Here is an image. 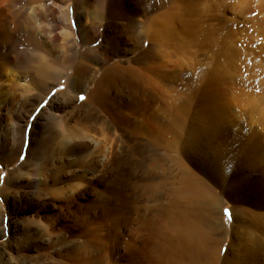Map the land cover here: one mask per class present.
<instances>
[{
  "label": "rangeland",
  "instance_id": "1",
  "mask_svg": "<svg viewBox=\"0 0 264 264\" xmlns=\"http://www.w3.org/2000/svg\"><path fill=\"white\" fill-rule=\"evenodd\" d=\"M55 2L58 32L71 31L74 40L81 39L74 32L76 12L84 15L85 27L98 29V36L90 32L88 44L70 50L63 70L74 76V65L84 62L87 68L81 74L90 91L100 71L115 67L103 115L116 127L108 131L88 119L83 108L89 100L85 90L75 92V102L65 105L67 77L57 79L46 96L34 87L29 66L24 72H2L0 264H77L78 256L93 258L86 264L143 262L145 258L130 242L136 239L146 249L151 234L142 229L143 221L156 224L174 206L185 212L184 217L194 215L196 229L208 236L216 250L215 264L233 261L231 244H240L233 237L234 204L245 208L243 217L248 221L264 214L260 202L264 192V0H183L179 8L172 7L175 0H92L87 6L77 5L76 0ZM161 5L175 18L179 32L151 39L143 29L145 8ZM27 8L30 12L32 5ZM93 10L94 20L87 16ZM62 11L70 13L66 20ZM11 22L9 29L17 32L19 22L14 18ZM107 23L111 30L106 29ZM21 30L16 33L17 43L26 47L25 27ZM100 45L112 54L100 63L76 55ZM125 68L129 70L124 72ZM131 68L143 74V82L131 74ZM11 88L15 96L6 93ZM175 113L181 126L167 129L160 142L136 129L147 114L153 124ZM193 113L198 114L195 125L191 124ZM60 134L68 137L71 146L76 142L85 148L79 153H57V142L64 136ZM192 146L199 149V157L189 152ZM242 148H255L258 158H248L239 151ZM221 150L233 154L236 163L242 160L225 169L223 182L204 160ZM153 155L160 161L149 167ZM124 158L142 166L137 178L129 179L122 166ZM187 171L194 172L203 185L210 183L217 198L189 185ZM234 177L243 179L249 195L227 189ZM256 232L263 234L259 227ZM261 239L264 243V235ZM258 259L264 261V251ZM244 261L241 264H251L250 259Z\"/></svg>",
  "mask_w": 264,
  "mask_h": 264
},
{
  "label": "bare ground",
  "instance_id": "2",
  "mask_svg": "<svg viewBox=\"0 0 264 264\" xmlns=\"http://www.w3.org/2000/svg\"><path fill=\"white\" fill-rule=\"evenodd\" d=\"M91 1L92 0H76L77 5H86V6L89 5ZM182 3H183V0H175V2L172 4L173 5L172 7L179 8L181 7ZM30 4L32 5V9H30L31 11L29 12L27 10L28 9L27 5H30ZM27 5L24 4V0H0V76H2V72H4L5 70H6L5 72L11 71V73L14 72L15 70H23L24 72L26 71L24 69H27L29 66L31 68L30 74H32V76L31 75L30 76L32 77V83L34 87L36 89H39L46 96L48 94V91L51 90L50 89L51 85L57 79L67 77L69 85H68L67 91L64 92V94L67 96V100L66 98H64L65 105L73 104L75 102V99H74L75 92L80 91V90H85L88 95L87 99L89 100L86 104H84L83 108L86 109V116L88 117V119L94 120L96 122H100L103 128L107 129L108 131L115 128L116 126L113 120L112 119L109 120L103 115L104 110L106 108L108 109V106H109V105L107 106L106 104L107 101L105 102L104 97H106V93H108L107 89L112 87V84L110 83V75L113 72V70H115V67H110V68L106 67L103 70V72L100 71V73L92 79L94 83V87L92 89L90 88V91L86 90V87H85L86 82L84 81H87V78H85L86 76H84L85 74H81L87 68L84 62L78 61V64L74 65L76 66L75 74H73L74 76L70 75L69 73L67 74L63 70L66 68V66H63L64 63H67V59L71 58L70 50H72V48L76 45L88 44V41H90V32L93 31V36H96L98 33V29L94 27H91L90 29L85 27L84 22L82 21V18L84 17V15L78 14L79 12H76L75 16H76L77 22L74 28V32H78V34L81 36V39L74 40L75 38L71 31H70L71 33L68 31H63L61 33L58 32L60 28L59 27L60 24L57 21L58 19L56 18L58 9L56 8L55 0H28ZM7 11L9 13H7ZM145 11H147L148 15L143 25V29L146 34H148L149 36L151 35L150 36L151 39H153L154 37H160V36L161 38H167L168 36L171 37V35H174L175 33L179 32V30L174 26L175 18L171 16L170 13H167V10H164V7L162 5L155 6L152 9L150 7L149 8L146 7ZM170 11L172 12V10ZM95 12L94 10L92 12L89 11V14L87 16H90L94 20L96 18V15H94ZM69 14H70L69 12L62 11L63 20H66ZM40 15L43 18L42 23L38 21V16ZM12 18H14L15 21L19 22V25H17L18 26L17 32L23 29V27H25V31L27 35V46L26 47L22 46V44L20 43H17V36H16L17 32L11 31L9 29L10 25L12 24L11 22ZM92 24H94V22ZM109 24L111 23L109 22ZM109 24L108 23L106 24V29L111 28ZM117 24L115 23V26ZM190 24H192V22ZM69 26H72V25L70 24ZM67 28L69 29L68 25H67ZM21 33L24 34L23 31ZM70 38L71 39L73 38V40H71ZM120 42L121 40L118 41V44ZM109 53L110 51L108 50V47L102 48L100 45L96 48L94 47V48L89 49V51L86 53L79 51V53H76V55H79V57H83L84 55H85L84 57L90 56L94 60L93 62L100 63L101 61H104L109 56ZM120 67H123V65ZM131 69L133 70V68ZM128 70L129 69L125 68L124 72H127ZM134 73L136 74L134 75V77L138 78L140 82H143L144 80L143 74L140 73V75H138L139 74L138 70L137 71L133 70L131 74L133 75ZM12 87L17 88L16 83L15 84L13 83ZM11 90L13 89L12 88L9 89L8 92L6 93L14 95ZM197 116H198L197 113L192 114L191 124L195 125V122H197ZM150 117L152 116H148L147 114V116L144 119L142 118L143 120L140 121L139 124L136 125V129L145 131L146 133H148L149 139L154 138L156 141H159V142L162 141V137H164V134L166 133L167 129H171V128L176 129L179 126H181V123H182L181 118L179 117V113H175L173 115L167 114L164 120L161 119L160 121L154 122L153 124L151 123L152 118ZM2 121H3V114L1 113L0 114V124H2ZM94 129H98V128H94ZM70 131H73V130L70 129ZM64 132H67V130H65ZM189 135L191 134H188L187 136ZM196 138H197V135H195L193 140ZM68 140H69L68 137L64 135L63 138L57 142L58 151H59L57 153H60L61 155L67 152L68 153H74V152L79 153L85 148L83 144L76 143V142L73 144V146H71ZM189 140H190V136H189ZM190 141L189 143H192ZM48 142L51 143L52 140H48ZM185 143H188V140L185 141ZM196 147L197 146H192L190 147L191 149L189 148L190 150L187 147H185V149L183 150L187 149L194 156L196 155L198 156L200 151ZM253 149L249 151L250 149L242 148V149H239V151H241L242 153V150H243V152L246 153L248 158H250V155H253L254 156L253 158H258L257 155H259V153L256 155L255 152L257 151L253 152ZM49 152L54 153L52 149L51 150L49 149ZM142 153H145L144 150L142 151ZM151 153L154 154L153 151ZM202 153H203V150H202ZM46 154H48V152ZM205 154L207 155L206 152ZM210 155L211 154H209V156L207 155L208 157L204 159L206 160L205 164H208L211 168L213 167L214 170H217L219 172L218 177H220L221 182L226 180L225 179V176H226L225 169L227 170L229 165H232V166L233 164L240 165L242 161L240 157L238 158V161H237L238 163H236V161L234 160L233 154H231L230 152L223 151V150L219 151L216 157L212 158ZM153 157H154L153 160L151 159L152 160L151 164H148L149 167L156 165L160 161L158 156L153 155ZM122 166L125 169V172L128 171L129 179L131 180L135 179V177L137 178L139 171L142 170L141 165H134L131 162V160H129L128 158L123 159ZM60 170H61V167H60ZM186 176H187L186 180L188 184L189 185L191 184V186H193L194 189L197 188L198 190L199 188L201 190V193L202 192L205 193L204 196L206 197L209 196L211 198L214 197V199L217 198V196L215 195L214 191L211 188V185H209L210 183L203 185L202 181L199 180L198 176L194 172L192 173V172L187 171ZM242 181L243 179L234 177L233 180L228 181V184L226 187L229 190L233 189L234 192L239 195L240 193H243L244 195H249L250 193L249 194L247 193L248 191L247 187L243 185ZM188 190H190V188ZM222 192L224 194L226 190L223 189ZM198 193H200V191ZM262 193H263L262 198H260L261 199L260 202L262 206L261 209H263L264 207V192ZM234 205H235L237 225L235 226L236 228L234 229L235 232H234L233 237L239 238L238 242H240V244L239 243L231 244V247L234 249L233 251L235 253V256L233 258V261L229 262L228 260L225 262V264H236V263L241 264L245 258L250 259L251 264H264V261L261 262L258 259L260 252L264 251V243L261 239V237L263 238V235H264V214H260L259 216L255 215L256 217L248 221L246 218L243 217V214H245V211H246L245 208H243L238 203ZM174 207H175L174 210L169 211V213L166 214L161 220L156 222V224H151L150 222L148 223V221H143L144 225L142 229L150 231V234H151L149 236L150 238L148 237L149 245L148 247L146 246L147 248L145 249L141 246L140 242L136 239L133 242H130L132 243V245L131 244L130 245L134 247L135 249H137V251H140L141 256L145 258V260L143 259L144 261L142 260L143 262L133 261L132 264H215L216 250L214 249L213 246H210L212 244H209L210 239L208 238V236H206V234L199 232L196 229L197 224L195 222L194 215H191L189 213V216H190L189 218L184 217L183 214H185V212L177 206H174ZM175 215H178V216H175ZM254 220H255V223H254ZM183 224L184 226L182 227L181 225ZM257 225L260 229V233H263L262 235L261 234L259 235L256 232L258 230ZM139 233L141 232H138V234ZM242 239H244L243 243L241 242ZM135 244L137 245L135 246ZM239 250L242 252L238 253ZM91 261H93V258L91 257H89L88 259L87 256H80V257L78 256L76 263L86 264L87 262H91Z\"/></svg>",
  "mask_w": 264,
  "mask_h": 264
}]
</instances>
